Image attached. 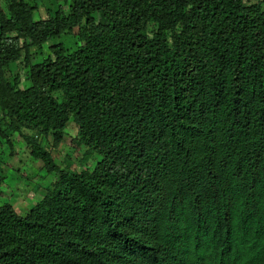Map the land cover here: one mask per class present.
Returning a JSON list of instances; mask_svg holds the SVG:
<instances>
[{"label":"trees","instance_id":"1","mask_svg":"<svg viewBox=\"0 0 264 264\" xmlns=\"http://www.w3.org/2000/svg\"><path fill=\"white\" fill-rule=\"evenodd\" d=\"M88 1L38 22L15 4L0 24V110L38 133L24 140L52 175L24 216L0 205V264H264L261 5ZM82 22L76 50L57 43L29 66V89L4 81L21 41L39 48ZM39 135L92 168L57 166Z\"/></svg>","mask_w":264,"mask_h":264},{"label":"rangeland","instance_id":"2","mask_svg":"<svg viewBox=\"0 0 264 264\" xmlns=\"http://www.w3.org/2000/svg\"><path fill=\"white\" fill-rule=\"evenodd\" d=\"M76 0H0V24L8 21L11 17L12 7L22 4L30 10L34 22L45 21L52 18H62L72 15ZM87 3H90L87 0ZM248 4H260L264 11V0H247ZM91 4V3H90ZM93 21L99 23L104 17L92 14ZM83 23V22H82ZM87 26H76L71 31L65 32L63 36L53 42L43 44L41 47L24 44L21 41L20 58L12 66L2 70L4 81L20 90L31 87L30 67L42 62L45 58L53 59L50 51L57 43H61L68 52L74 51L79 45L77 34L81 31L87 32ZM11 36H17L15 32ZM1 83V82H0ZM65 132L73 139L76 134L75 126L69 125ZM2 134L4 136H2ZM36 131L21 126L19 132L13 131L0 110V205L9 204L14 210L24 216L29 212L34 202L39 201L46 193L45 189L51 184L52 175L45 174L41 162L36 161L29 153L24 136L35 138ZM37 143L48 151L57 166L65 169L80 171L84 164L91 166L93 160L84 158V149H73L67 141H62L58 146L54 144L52 136L46 138L40 135L35 139Z\"/></svg>","mask_w":264,"mask_h":264}]
</instances>
